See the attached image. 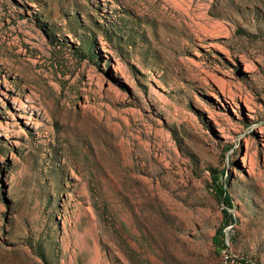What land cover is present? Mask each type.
I'll use <instances>...</instances> for the list:
<instances>
[{
    "label": "rangeland",
    "instance_id": "obj_1",
    "mask_svg": "<svg viewBox=\"0 0 264 264\" xmlns=\"http://www.w3.org/2000/svg\"><path fill=\"white\" fill-rule=\"evenodd\" d=\"M224 251L264 264V0H0V264Z\"/></svg>",
    "mask_w": 264,
    "mask_h": 264
},
{
    "label": "built area",
    "instance_id": "obj_2",
    "mask_svg": "<svg viewBox=\"0 0 264 264\" xmlns=\"http://www.w3.org/2000/svg\"><path fill=\"white\" fill-rule=\"evenodd\" d=\"M221 262L223 264H246L245 262L230 256V254L226 253L225 251L221 254Z\"/></svg>",
    "mask_w": 264,
    "mask_h": 264
},
{
    "label": "bare ground",
    "instance_id": "obj_3",
    "mask_svg": "<svg viewBox=\"0 0 264 264\" xmlns=\"http://www.w3.org/2000/svg\"><path fill=\"white\" fill-rule=\"evenodd\" d=\"M16 103H17V102H16ZM18 104H19L18 107H20V103H18ZM21 104H22V103H21ZM29 109H35V107L30 105V106H29ZM19 117H22V116L19 115Z\"/></svg>",
    "mask_w": 264,
    "mask_h": 264
}]
</instances>
